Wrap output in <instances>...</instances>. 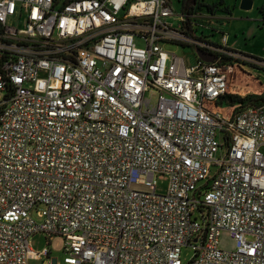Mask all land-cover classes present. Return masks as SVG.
<instances>
[{
	"label": "built area",
	"instance_id": "built-area-1",
	"mask_svg": "<svg viewBox=\"0 0 264 264\" xmlns=\"http://www.w3.org/2000/svg\"><path fill=\"white\" fill-rule=\"evenodd\" d=\"M185 23L170 0H0V264H264V102L220 108L264 60Z\"/></svg>",
	"mask_w": 264,
	"mask_h": 264
},
{
	"label": "rangeland",
	"instance_id": "rangeland-1",
	"mask_svg": "<svg viewBox=\"0 0 264 264\" xmlns=\"http://www.w3.org/2000/svg\"><path fill=\"white\" fill-rule=\"evenodd\" d=\"M175 11L180 14L182 6L178 0H170ZM219 0H197L194 5V13L191 15V22L197 30L205 33L207 36L215 32L213 41H218L220 34L228 35L230 45L238 53L264 60V0H253L254 6L250 11H241L239 4L241 0H227L230 14L218 12ZM189 4H194V0H186ZM208 6H212L209 9ZM232 15V16H230ZM167 50L185 58L189 63L194 62L196 55L191 48H182L176 46H166ZM264 69V67H260ZM228 90L233 91L232 98L243 100L244 97H258L264 93V70H257L249 66H239L228 70ZM155 101L156 98H153ZM153 101V103H154ZM227 109L226 102L220 107ZM168 188V178L160 175L156 178V193L165 195ZM132 189L139 191H148L145 186L133 185ZM30 247L36 253H42L49 249L51 254L42 257L43 261L48 262L57 258L62 262L64 258L65 240L63 237L47 238L42 233H37L30 239ZM219 248L224 251H235L236 242L230 237V234L223 231L219 238ZM195 250L191 247H184L182 250V263L189 264L194 257Z\"/></svg>",
	"mask_w": 264,
	"mask_h": 264
},
{
	"label": "trees",
	"instance_id": "trees-1",
	"mask_svg": "<svg viewBox=\"0 0 264 264\" xmlns=\"http://www.w3.org/2000/svg\"><path fill=\"white\" fill-rule=\"evenodd\" d=\"M182 6V13L186 16V28L188 30H190V25H191V20H190V16L194 13V5L196 4L197 0H194V4H189L186 2V0H178ZM227 0H219V7L221 8L218 12L220 11H224L223 13H227L230 14L231 12L229 11V6H228V2H226ZM209 9L213 10L212 6H208ZM261 11L264 10V6H262V8L260 9ZM224 61H230V59H224ZM258 100L264 102V93L261 94L260 96L256 97ZM242 100H240L239 98H232V96H228L227 98H224V100L221 102V104L223 105L224 102L227 103L228 106H232L236 103L241 102Z\"/></svg>",
	"mask_w": 264,
	"mask_h": 264
},
{
	"label": "water",
	"instance_id": "water-1",
	"mask_svg": "<svg viewBox=\"0 0 264 264\" xmlns=\"http://www.w3.org/2000/svg\"><path fill=\"white\" fill-rule=\"evenodd\" d=\"M254 6L253 0H241L239 4V8L241 11H250ZM197 54L200 59H202L205 62L212 63L214 61V57L212 55H207L201 50L197 51Z\"/></svg>",
	"mask_w": 264,
	"mask_h": 264
},
{
	"label": "crops",
	"instance_id": "crops-1",
	"mask_svg": "<svg viewBox=\"0 0 264 264\" xmlns=\"http://www.w3.org/2000/svg\"><path fill=\"white\" fill-rule=\"evenodd\" d=\"M230 16H232V15H230ZM230 41H231V39H229V46L232 47V46L230 45Z\"/></svg>",
	"mask_w": 264,
	"mask_h": 264
}]
</instances>
